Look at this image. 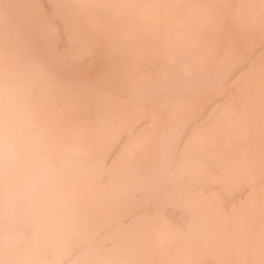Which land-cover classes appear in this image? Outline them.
I'll return each mask as SVG.
<instances>
[{
	"label": "bare ground",
	"instance_id": "bare-ground-1",
	"mask_svg": "<svg viewBox=\"0 0 264 264\" xmlns=\"http://www.w3.org/2000/svg\"><path fill=\"white\" fill-rule=\"evenodd\" d=\"M6 1L0 0V31L8 33L0 37V264H264V0ZM8 4L23 11L39 53L25 39L29 33L14 31L10 11H18ZM14 35L25 39L20 54ZM107 41L133 42L144 53ZM55 45L75 50V58L64 57H73L76 68L84 53L91 69L106 70L109 54L124 55L123 61L137 54L140 61L146 49L144 64L152 58L148 64L158 68L143 69L141 62L107 68L101 90L91 89L93 98L76 109L73 97L62 94L75 109L68 103L58 112L67 89L51 75L61 70L47 73L28 63L44 49V58L51 54L58 66L62 53ZM170 45L186 51L184 57L177 51V61L172 51L176 63ZM27 50L31 59L26 55L18 65ZM150 74L161 83L143 86L141 78L153 81ZM157 104L165 108L156 118ZM192 109L200 118L188 129L184 118L196 119ZM80 110L92 114L87 121L78 118ZM149 117L161 119L158 127L164 123L158 150ZM144 121L149 130L142 134ZM139 127L141 134L120 150ZM102 155L107 161L116 156L108 163Z\"/></svg>",
	"mask_w": 264,
	"mask_h": 264
},
{
	"label": "rangeland",
	"instance_id": "rangeland-1",
	"mask_svg": "<svg viewBox=\"0 0 264 264\" xmlns=\"http://www.w3.org/2000/svg\"><path fill=\"white\" fill-rule=\"evenodd\" d=\"M7 1L10 2L9 0H7ZM7 1H6V2H7ZM25 1H26V0H24V1H22V2L25 4V3H27V1H26V2H25ZM8 2H7V3H8ZM2 3H5V2L2 1ZM18 3H19V2H18ZM18 3L16 2V3H14V4H18ZM5 4H6V3H5ZM11 4H13V3L10 2V5H11ZM14 4H13V6H14ZM1 5H2V4H1ZM1 5H0V9H1ZM10 5L8 4L7 7L10 6ZM13 6H10V7H13ZM15 6H16V5H15ZM17 6H18V5H17ZM22 6H23V5H22ZM10 7H8V8H10ZM67 7H68V6H67ZM13 8H16V7H13ZM68 8H69V7H68ZM5 9H7V8L5 7ZM11 9H12V8H11ZM16 9H17V8H16ZM1 10L4 11V9H1ZM1 10H0V11H1ZM8 10H10V9H8ZM8 10H7V11H8ZM22 10H23V9H22ZM3 11H1V13H2ZM17 11H18V12H16V11L13 9V10L10 11V12H11V13L14 12L13 16H14V15H15V16H14V17L12 16V18H13V20H14V21H13L14 24H15V22H16L15 25L18 24V25H20V26L17 25V27H18V28H17V27L14 26V24H12L11 22H9V24H8V23H6V24H8L9 26L13 25L14 27H16V28H14V31H16L17 33H20V32H21L20 35H24V34H22V32L25 33V35L29 33V35H26L25 39L28 38L27 40H28L29 42L32 41V43H35V44H32V46H30V47H34V50H36V51H34V52H37V51H38V53H39V50H40L39 47H41V46H39V42H38L39 39H38V40L36 39V40H37V42H36L35 39H34L35 36L32 35L34 32H32V30H29V29H30L29 26H26V24H28V20H26V19L23 20V18H24V17H23V15H24V14H23V11H21V9H20V10L17 9ZM5 12H6V10H5ZM5 12H4V13H5ZM10 12L8 11V13H10ZM15 12H16V13H15ZM4 13H3V15H4ZM6 13H7V12H6ZM5 15L8 16L7 14H5ZM11 15H12V14H11ZM11 15H10V16H11ZM1 16H2V15H0V17H1ZM10 16H9V17H10ZM20 16H21L22 19H20ZM7 18H8V17H7ZM10 18H11V17H10ZM18 19L20 20V22H19ZM11 21H12V19H11ZM21 21H22V22H21ZM18 22H19V23H18ZM8 25H7V26H8ZM4 27H6L5 24H4ZM12 28H13V27H12ZM12 28H11V29H12ZM28 28H29V29H28ZM3 29L7 31L6 28H3ZM11 29H9V30H11ZM15 29H16V30H15ZM24 29H25V30H24ZM0 30H1V28H0ZM4 30L0 31V37L4 34V32H6V31H4ZM9 30H8V32H9ZM20 30H21V31H20ZM14 31H13V32H14ZM19 31H20V32H19ZM2 32H3V33H2ZM10 32H12V31H10ZM16 32H14V33H16ZM6 33H7V32H6ZM17 33H16V34H17ZM7 34H8V33H7ZM7 34H5V35H7ZM35 34H36V32H35ZM12 35H13V34H12ZM20 35H14V37H15V36H16V37L18 36L17 38H18L19 40L16 39V38H14V37H13L14 39H12V40H15V39H16V40L19 41V43H18V41H17V44L14 43V44H16V46H17V48H16V46H15V51L17 52V54H20V52H21V53L23 52V51H22V48L19 47V46H24V45L26 44V43H25L24 45H22L21 40H22V38H23V41H24L25 39H24V36L21 37ZM36 35H37V34H36ZM39 35H40V34H39ZM40 36H41V35H40ZM7 37H8V36H5L4 38H7ZM10 38H12V37H10ZM10 38L8 37L7 39H8V40H11ZM40 41H41V40H40ZM5 42H6V40H5ZM8 42H9V41H8ZM42 42H43V41H42ZM82 42H83V41H82ZM82 42H81V44H82ZM84 42H86V41H84ZM107 42H109V41H107ZM140 42H141V41H140ZM11 43H12V42H10V44H8V43H6V44L11 45ZM23 43H24V42H23ZM109 43H110V45H109ZM109 43H108V47L111 46L112 48H113V47H116V44H119L120 47H121V44H123V42H122V43H116V42L114 43V42H112V43H113V46H112L111 41H110ZM130 43H131V42H130ZM130 43H129V42H126V44H127L128 47H132V46L134 47V46H135L133 42H132V45H130ZM137 43H138V42H135V44H137ZM143 43H144V44H145V43L148 44V41H147V42H143ZM152 43H153V42H151V44H152ZM14 44H12V45L14 46ZM36 44H37V46H35ZM56 44H57V43H56ZM83 44H86V43H83ZM104 44H106V43H104ZM124 44H125V43H124ZM124 44H123V46H126V45H124ZM138 44H139V43H138ZM140 44H141V43H140ZM144 44H143V45H144ZM147 44H145V47L150 45V44H148V45H147ZM154 44H155V43H154ZM156 44H157V43H156ZM28 45H31V44H28V42H27V45H26V48H25V49H27V46H28ZM40 45H41V44H40ZM152 45H153V44H152ZM165 45H166V44H165ZM82 46H83V45H82ZM82 46L79 44V48L81 47V49H85V47H87V46L85 45V47L83 46V48H82ZM106 46H107V44H106ZM117 46H118V45H117ZM119 46H118V47H119ZM127 46H126V48H127ZM136 46H137V47H136ZM136 46L134 47V49H135V48L137 49L136 51H140V52L144 53V49H143V51H141L142 49H141V50L139 49L140 46H138V45H136ZM150 46H151V45H150ZM150 46H149V47H150ZM153 46L155 47V45H153ZM153 46H151V47H153ZM156 46H157V45H156ZM166 46L169 47L168 45H166ZM166 46H164V49H161L162 51L164 50L163 53L165 52V48H166ZM170 46H171V45H170ZM7 47H8V46H6V48H7ZM10 47H11V46H10ZM30 47H28V50L30 49ZM53 47H54L55 49L58 48L57 45H55V46H53ZM88 47H89V46H88ZM88 47H87V48H88ZM142 47H144V46H141V48H142ZM151 47H150V48H151ZM154 47H153V48H154ZM171 47H173V49H172ZM171 47H170V48H171L172 50H171V54H170V56L173 54L172 51H173V50L175 51L174 48H176V46H175V45H174V46L172 45ZM11 48H13V47H11ZM20 48H21V49H20ZM54 48H53V49H54ZM79 48H78V49H79ZM153 48L150 49V50L152 51V53H154L153 51L156 50V49L152 50ZM13 49H14V48H13ZM13 49H10V52H13V51H12ZM16 49H18V50H16ZM37 49H38V50H37ZM48 49H49V48H48ZM48 49L45 48V54H46V55H49V54H50V53L48 52V51H49ZM51 49H52V48H51ZM53 49H52L51 51H53ZM63 49H64V50H63ZM138 49H139V50H138ZM167 49H168V48H166V51H167ZM8 50H9V47H8ZM23 50H24V49H23ZM28 50H27V52H24V53L22 54V57L19 55L21 58H23L22 60H20V63H19V59H20V58H16V62H17L18 65H21L22 61L25 62L26 57H27V62L31 59V57H29L30 55H28V52H30V51H28ZM65 50L68 51V49H67V48L65 49L64 47H59V48L57 49L58 52L60 51V52L62 53V54H59V55H58V57L60 58L59 61H58V59L55 57V59L57 60V64H58V66H56V64H55L56 62L54 63L55 66H54V64L52 63V60H53V59H50L51 54H50V56H46V58H44V56H43V55H44V49L41 50L42 52H41V55L39 56L38 59H36L37 56L32 57V58H33V61H34V62L32 63V59L30 60V62H31L32 64H31L30 62H28L31 66H33L34 64L37 65V67L40 66L41 69H43V71H45V72H47L46 70H48V69H49L48 72H50V73H51V72H55V70H56V71L61 70L60 73L63 75V78H62V75L59 73V71H58V72H55L54 76H53V74L51 75L52 77H54L55 79L58 80V85H57V83H56L55 85L61 87L62 89H67V90L63 93V90H62L61 88L56 87V90H57V89H59V90L61 89V90H62L60 99L65 98V99L61 100L62 102H61L60 105H59L60 100H59V101H57V100H52L55 106H58V105H59L58 107H55V108H54V109L57 108L58 110H57V109H56V110H57L58 112L60 111V109H61V112H62V111H65L67 108H69L68 105L71 106V108H72L73 106L76 105L75 108L78 109V108H80L79 106L83 104V103H81V102L83 101L84 98H85V99L87 98V100H89V99H88L89 96H90L91 98H93L94 95L92 96V94H93V91H92V90H93V89L97 90L96 87H97V88H98V87H101V88H102L103 83H102V86H101L100 84H101V82H102V78L100 79V76H101V75H102L103 77L107 76V74H104V73H105L108 69H110V70H112L113 68L116 69V68H118L119 65L122 66L123 63H124L123 66H128V65L130 66V65H133V63H135V64H136V62H139V63L141 62V63H142L143 61H145V62H143L142 64H141V63H140V64L138 63L139 66L143 65V69H147V68L150 69L149 67H151V69H154V68L156 67V66L153 67V66L151 65V64H153V62L150 63V64H148L149 61H150L152 58H151V59H148V60H147V61H148V62H147V65H145V64H146V58H147V55H148V57H149V55H150V54H148V52H151V51H148L149 49H148V50H147V49L145 50V54H142V53H141L142 55H141L140 57L138 56L139 58H141L142 56L145 55L144 57H142L143 61H142V59H140V61H139V60L137 61V59H138V58H137V54H135V56H133L134 58H133L132 61H131V58H129L130 61H128V60L123 61V60H124V58H123L124 55H123V57H119V56H115V55H119L118 53H116V54L114 53L115 55H113V53H111V54L108 55V57L106 56V58H105V61H106V62L104 61L105 64H106V70L104 69V68H105L104 66H103V67H100V69L103 68V70H102L103 72L100 71V69L98 70V68H97V69L94 68V70L91 69V68L93 67V66H92L93 64H92V62H91V60H90L91 56L89 55L90 58H88L89 56H88L86 53L83 54L84 56L79 60V64L77 63L78 65H77V68H76V64H75V66H74V64L71 65V63H72V62H71V61H72L71 59H73V57L70 58V60H69L70 62H68L67 59H69L68 57L71 56V54H72V56H74V58H75V56H76L77 53H76L75 50H74V51H72V52H74V53H76V54H74V53H72V52H71V53L68 52V53H69V54H68ZM159 50H160V49H159ZM178 50H179V49H178ZM178 50L176 49L175 52H177ZM15 51H14V52H15ZM18 51H19V52H18ZM31 51H33V50H31ZM46 51H47V52H46ZM54 51H55V50H54ZM181 51H182V50H180V52H179V51H178V52L182 54V57H184L185 54H183V52L185 53L186 51H185V50L182 51V52H181ZM60 52H59V53H60ZM77 52H79L78 54L83 53L81 50H79V51H77ZM80 52H81V53H80ZM169 52H170V49H169ZM169 52H166V53L169 55ZM178 52L175 53V56H176V57L173 56V55H172L173 57L171 56L172 59H173V61H174V57L176 58V61H177V59L179 58L178 55H177V54H179ZM26 53H27V54H26ZM31 53H32V52H31ZM31 53H29V54H31ZM38 53H37V55H38ZM66 53H67V55H66ZM136 53H137V52H136ZM152 53H151V54H152ZM166 53H165V54H166ZM32 54H33V56L36 55V53H35V54L32 53ZM32 54H31V55H32ZM64 54H65V55H64ZM121 54H122V53H121ZM12 55L15 56L16 54H12ZM12 55L9 53V57H13ZM26 55H28V56H26ZM131 55H132V54H130V55H125V58H126V56L129 57V56H131ZM25 56H26V57H25ZM54 56H55V55H54ZM60 56H61V57H60ZM64 56H68V57H64ZM78 56L81 57L82 54H81V55H78ZM78 56H77V58H79ZM109 56L112 57V60H113V61H111V59L109 60ZM179 56L181 57V55H179ZM16 57H18V55H16ZM40 57H41V58H40ZM42 57H43V59H42ZM13 58H15V57H13ZM24 58H25V59H24ZM47 58H49L50 60L47 59ZM65 58H67V59L65 60ZM107 58H108V60H107ZM113 58H114L115 60H114ZM116 58H118L119 60L116 59ZM120 58H121V59H120ZM122 58H123V59H122ZM136 58H137V59H136ZM17 59H18V60H17ZM40 59H41V60H40ZM44 59H46V60H44ZM55 59H54V60H55ZM126 59H128V58H126ZM134 59H135V60H134ZM180 59H181V58H180ZM180 59H178V60H180ZM38 60H39V61H38ZM159 60H160V59H159ZM43 61L46 62V63H44ZM49 61H51V66H50V62H49ZM74 61H75V59H74ZM76 61H77V59H76ZM108 61H110V63H112V62H113V63H112V64L109 63V65H107ZM151 61H152V60H151ZM161 61H162V59L160 60V63L162 64V62H164V61H162V62H161ZM84 62H85V63H84ZM90 62H91V63H90ZM174 62H175V61H174ZM28 63H27V64H28ZM39 63H41V65H40ZM80 63H83V64L80 65ZM118 63H119V64H118ZM127 63H130V64H127ZM144 63H145V64H144ZM160 63H158V64H160ZM164 63H165V62H164ZM175 63H176V62H175ZM52 64H53V65H52ZM59 64H60V66H59ZM62 64H64V65H62ZM91 64H92V65H91ZM125 64H126V65H125ZM35 65H34L33 67H30V68H34V67H36ZM148 65H149V67H147ZM150 65H151V66H150ZM153 65H156V64H153ZM48 66H49V67H48ZM108 66H109V67H108ZM110 66H112V67H110ZM113 66H114V67H113ZM40 67H39V68H40ZM54 67H55L56 69H55ZM60 67H62V69H60ZM72 67H74V68H72ZM78 67H79V68H78ZM84 67H85V68L87 67L88 69H87V68L85 69ZM90 67H91V68H90ZM152 67H153V68H152ZM51 68H52V69L54 68V69L52 70ZM65 68H66V69H65ZM68 68H70V69H68ZM80 68H81V69H80ZM107 68H108V69H107ZM157 68H158V67H156V69H157ZM76 69H77L78 71H77ZM79 69H80V70L84 69V70L80 72ZM115 69H114V70H115ZM141 69H142V68H141ZM151 69H150V70H151ZM70 70H71V71H70ZM75 70H76V71H75ZM85 70H86V71H85ZM92 70H93V71H92ZM104 70H105V71H104ZM114 70H113V71H114ZM67 71H68L69 74L67 73ZM89 71H90V72H89ZM97 71H98V73H97ZM99 71H100V72H99ZM151 71H153V70H151ZM48 72H47V73H48ZM94 72H95V73H94ZM47 73H46V75H47ZM66 73H67V74H66ZM73 73H74V74H73ZM75 73H77V74H75ZM78 73H79V74H78ZM82 73H83V74H82ZM85 73H86L87 76H85ZM93 73H94L95 75H93ZM72 74H73V75H72ZM81 74H82V75H81ZM90 74H92V75H90ZM121 74H122V73H121ZM121 74H119V75H121ZM71 75H72V76H71ZM75 75H76L77 78L75 77ZM151 75H152V76H151ZM47 76H50V74L47 75ZM51 76H50V77H51ZM69 76H70V77H69ZM82 76H83V77H82ZM91 76H92V78H91ZM102 76H101V77H102ZM113 76H117L116 73H114ZM156 76H157V75L154 76L153 74H150V77H152L151 79H153V81L150 80V77H148V79H149L151 82H150V81H147L146 78H144V80L141 78L142 82L144 81V82H143V86H147L146 84H148V83H151V84H152L153 82H155V83L157 82L156 84L161 83V82H158V81H157V80H160V79H157ZM66 77H67V80H66ZM72 77H73V78H72ZM121 77H122V76H117V78L120 79V80L117 79V80H118L117 82H118L119 84H121V83L123 82ZM141 77H142V76H141ZM143 77H144V76H143ZM61 78H62V79H61ZM78 78H79V79H78ZM81 78H82V79H81ZM84 78H85V80H84ZM63 79H64V80H63ZM69 79H70V81H69ZM72 79H74L76 83L74 82V80L71 82ZM76 79H77V80H76ZM136 79H138V78H136ZM136 79H135L136 83L140 81V80H139L140 78L138 79L139 81L136 80ZM92 80H93V81H92ZM155 80H156V81H155ZM64 81H66V82L64 83ZM83 81H84V82H83ZM89 81H91V82H89ZM132 81H133V80H132ZM59 82H62L63 84H62V83L59 84ZM79 82H80V83H79ZM85 82H86V83H85ZM87 82H88V83H87ZM120 82H121V83H120ZM74 83H75V84L78 83L79 85H78V84L75 85ZM82 83H83V84H82ZM95 83H96V84H95ZM144 83H146V84H144ZM155 83H154V84H155ZM71 84H72V85H71ZM80 84H82V85H80ZM85 84H86V85H85ZM91 84H92V86H91ZM97 84H98V85H97ZM112 84H113V83H112ZM115 84H116V83H114L113 85H115ZM140 84H142V83H140ZM151 84H148V85H151ZM62 85H63V87H62ZM74 85H75V86H74ZM95 85H96V86H95ZM159 85H160V84H159ZM67 86H68V87H67ZM77 86H78V87L81 86V87L77 88ZM87 86H88L90 89H88ZM94 86H95V87H94ZM122 86H123V85H122ZM152 86H153V85H152ZM51 87H52V88H53V87L55 88V86H53V85H52ZM66 87H67V88H66ZM73 87H74V88H73ZM118 87H119V86H118ZM147 87H148V86H147ZM150 87H151V86H150ZM75 88H77V90H75ZM80 88H81V89H80ZM92 88H93V89H92ZM114 88H117V87H114ZM114 88H111V90L114 91ZM119 88H120V87H119ZM152 88H153V87H152ZM68 89H70V90H68ZM73 89H74V90H73ZM78 89H79V90H78ZM83 89H85V90H83ZM91 89H92V90H91ZM98 89H100V88H98ZM117 89H118V88H117ZM51 90H53V89H51ZM59 90H58V91H59ZM95 90H94V91H95ZM100 90H101V89H100ZM118 90L121 91L120 89H118ZM150 90H151V89H150ZM154 90H155V89H154ZM154 90H151V91H154ZM68 91H69V92H68ZM79 91H80V92H79ZM83 91H84V92H83ZM88 91H89V92H88ZM148 91H149V90H148ZM156 91H157V90H156ZM156 91H155V92H156ZM54 92H55V90H54ZM54 92H53V93H54ZM96 92H99V90H97ZM96 92H95V93H96ZM110 92H111V91H109V93H110ZM115 92H116V90H115ZM115 92H114V93H115ZM56 93H58V92L56 91ZM65 93H67V94L65 95ZM75 93H76L77 95H76ZM159 93H160V92H159ZM54 94H55V93H54ZM62 94H63L64 96L73 97L72 100L75 101V102H73L75 105L72 106L73 103L71 104V99H70V98H67V97H64ZM116 94H117V93H115V95H116ZM120 94H121V93H120ZM55 95H57V94H55ZM79 95H81V97H79ZM109 95H110V94H109ZM109 95H108V96H109ZM112 95H113V93H112ZM115 95H114V96H115ZM117 95H119V94H117ZM59 96H60V94H59ZM77 96H78V97H77ZM110 96H111V95H110ZM114 96H113V97H114ZM57 97H58V96H57ZM62 97H63V98H62ZM119 97L121 98L122 95H121V96L119 95ZM127 97H128V94H127ZM58 98H59V97H58ZM115 98H117V100L120 99V98H118L117 96H116ZM125 98H126V97H125ZM68 99H69V100H68ZM85 99H84V100H85ZM110 99H112V98H110ZM87 100H86V101H87ZM113 100H115V99H113ZM52 101H51V102H52ZM63 101H64V102H63ZM56 102H58V103H56ZM65 102H67V103H65ZM83 102H84V101H83ZM64 103H65V104H64ZM68 103H69V104H68ZM80 103H81V104H80ZM216 103L218 104V102H216ZM66 104H68V105H66ZM79 104H80V105H79ZM220 104L222 105V103H220ZM220 104H219V105H220ZM78 105H79V106H78ZM207 105H208V104H207ZM211 105H215V107H217L216 104H211ZM221 105H220V106H221ZM77 106H78V107H77ZM162 106H163V105L160 104V108H159V109L165 108V106H164V107H162ZM51 107H54V106L52 105ZM64 107H65V108H64ZM127 107H128V106H123V107L120 108V110H125V109H127ZM158 107H159V104H157V106H156V108H155L154 116H156V118L158 117V115L156 114V112L159 111ZM71 108H70V109H71ZM75 108L73 107V109H75ZM166 108L169 109V106L166 107ZM193 108H194V107H193ZM202 108L204 109V106H203ZM202 108H200V109H202ZM64 109H65V110H64ZM156 109H158V110H156ZM190 109H191V107H190ZM206 109H207V108H206ZM210 109H212V110H209V111L212 112L214 108L210 107ZM218 109H219V106H218ZM71 110H72V109H71ZM92 110H93V109H92ZM116 110H119V109H116ZM164 110H165V109H164ZM184 110H187V112L185 111L187 114L189 113V108H188V109L186 108V109H184ZM196 110H198L199 113L201 114V111H200L197 107L195 108V111H196ZM215 110H217V109H215ZM215 110H214V111H215ZM80 111H83V110H80ZM152 111H153V108H152ZM161 111H162V110H160V113H161ZM193 111H194V110L192 109V112H193ZM195 111H194V112H195ZM204 111H205V109H204ZM204 111H203V112H204ZM209 111H208V112H209ZM55 112H56V111H55ZM115 112H116V111H115ZM190 112H191V111H190ZM194 112H193V113H194ZM196 112H197V111H196ZM196 112H195V113H196ZM211 112H210V113H211ZM81 113H82V114L78 115L79 117H78V116H77V117L80 118V116H82V117H81L82 119L80 118L82 121H85V120L87 121V118H89L88 115L91 114V113H90V114L86 113V111H85V113H84V111L81 112ZM83 113H84V114H83ZM195 113H194V114H195ZM210 113H206V114H204V115L207 116V114L210 115ZM213 113H214V112H213ZM86 114H87V115H86ZM189 114H190V113H189ZM197 114H198V113H197ZM197 114H195L196 117H193L194 115L192 114V115H193L192 118H196V119H191V118H190V117H191L190 115H187V116H190V117H187V116L185 117V115H186L185 113H184V115H183V113H182L181 115H183V116L185 117V118H184L185 120H186V118H188L187 121H185V120L182 118L183 116H182L181 118L178 117L177 119L180 118V120H179L180 122H182V119H183L185 122H187V123H185V122L183 121V122L186 124L185 126L188 127V126H190L191 124H193L192 122H193L194 120H195V121L197 120V122L194 121L196 124L198 123V119L200 118V117H198V116H200V114H199L198 116H197ZM91 115H92V114H91ZM161 115H162V114H161ZM161 115H160V116H161ZM209 115H208V117H209ZM84 116H85V117H84ZM86 116H87V117H86ZM75 117H76V115H75ZM83 117H84V118H83ZM202 117H203V116H202ZM208 117L204 118V120H206ZM138 118H139V117H138ZM149 118H150V117H149ZM197 118H198V119H197ZM80 119H78V120H80ZM84 119H85V120H84ZM81 120H80V121H81ZM88 120L90 121V119H88ZM160 120H161V119H159V121H160ZM65 121H71L70 117L67 116V118H66ZM145 121H146V120H145ZM145 121H144L145 126H144V123H140L141 125L143 124V126L141 127L142 129H141L140 127H139V129L136 128L135 133H134L133 135H130V138L127 136V137H126L127 139H125V137H124V138L122 139L123 141L120 140V141H122V142L119 141V142L121 143V145H120V143H118V144L121 146V147H120V146L118 145L119 148H120V150H121L122 148H124L128 143H130V141L132 140V138H133L135 135H137L138 133H140V132H138V131H140V129H141V132H142V134H143L144 131L147 132V130H149V129L146 130V128H149V127H151V129L154 128V137H155V135H157V136H156L157 138L155 139L156 142H157V141L159 142V141H160V138H163V137H162V134L159 133L160 131H158V129L160 128V126H162V125H161V124L163 123L162 121H161L162 123L159 124V125H160L159 127L157 126L158 124H156V123L159 122V121L154 120L153 117L149 119V122H148V120H147V122L150 124V125H148L149 127H147V124H148V123L145 122ZM188 121H189V122L191 121V123H189ZM139 122H140V121H139ZM152 122H153V124H156L157 127H156V126H153ZM155 122H156V123H155ZM180 122L177 121V124H179ZM183 122H182V123H183ZM66 123H67V122H66ZM68 123L71 124V122H68ZM146 123H147V124H146ZM182 123H181L180 125H178V126L181 127V126L184 124V123H183V124H182ZM69 124H67V125H69ZM151 124H152V125H151ZM163 124H164V123H163ZM165 124H167V121H166ZM168 124H170V123H168ZM196 124H193V125H196ZM170 125H171V124H170ZM138 126H139V125H138ZM138 126H137V127H138ZM173 126H174V125H173ZM155 127H156L157 129H156ZM195 127H197V126H195ZM195 127L193 126V130L195 129ZM129 128H130V126H129ZM129 128H128V129H129ZM179 129H180V128H179ZM182 129H183V128H182ZM188 129H192V127H191V128L188 127ZM188 129H187V130H188ZM137 130H138V131H137ZM161 130H162V128H161ZM187 130H186V131H187ZM179 131H181V133L183 132V130H178V133H179ZM156 132H157V133H156ZM165 132H167V131H165ZM165 132L162 131L163 134H164ZM190 132H191V130H190L189 132H187V134L190 133ZM136 133H137V134H136ZM181 133H179V134H181ZM183 133H184V132H183ZM185 133H186V132H185ZM140 134H141V133H140ZM159 134H160V135H159ZM187 134H185V136H186ZM138 135H139V134H138ZM138 135H137V137H138ZM183 135H184V134H182V136H183ZM159 136H160V137H159ZM180 136H181V135H180ZM180 136H179V137H180ZM185 136H183V137L185 138ZM177 137H178V136H177ZM177 137L174 139V143H176V142L178 141V140L176 141ZM130 139H131V140H130ZM126 140H127V142H126ZM124 141H125V142H124ZM175 141H176V142H175ZM152 142H154V138H153ZM156 142H155V144H153V146H154V149H157V150H158V149L160 148L159 145H160V142H161V141L159 142V144H157L158 142H157V143H156ZM183 143H185V142H183ZM183 143H180V145L182 146V148L179 146V148H180L181 150H182V149H185V147H186V145H185V147L183 148ZM156 144H157V146H155ZM176 144L179 145L178 143H176ZM176 144H173V148H174V145H176ZM177 145H176V146H177ZM115 147H116V146H115ZM174 149H176V147H175ZM180 149H179V150H180ZM120 150H118V151H120ZM176 150L178 151V146H177V149H176ZM178 152H179V151H178ZM107 156H108V155H107ZM107 156H103V155H102V157H103L104 159H106L105 157H107ZM114 156H116V155H113L112 157H110V160H108V161H109V162L113 161L114 158H115ZM113 157H114V158H113ZM103 158H102V159H103ZM108 158H109V156H108ZM102 159H100V160H102ZM104 159H103V160H104ZM108 161H107V159H106V162H108ZM109 162H108V163H109ZM113 162H114V161H113ZM103 163H105V162H103ZM106 164H107V163H106ZM106 164H105V165H106ZM112 164H113V163H112ZM112 164H110V165L108 164V165L110 166V168H111V165H112ZM102 165H104V164H102ZM106 166H107V165H106ZM108 169H109V168H108ZM139 170H140V169H139ZM139 170H137V171H136L137 173H136V172H135V173L141 177V176H143L142 174H143V172H145V171H143L144 169H141V172H142V173H141V172L139 173V172H138ZM136 177H137V176H136ZM137 179H138V178H137ZM139 180H140V179H139ZM142 181H143V180H142ZM114 225H115V224H114Z\"/></svg>",
	"mask_w": 264,
	"mask_h": 264
}]
</instances>
